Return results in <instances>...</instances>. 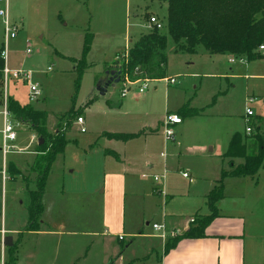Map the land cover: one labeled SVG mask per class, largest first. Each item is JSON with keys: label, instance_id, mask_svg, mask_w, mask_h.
Wrapping results in <instances>:
<instances>
[{"label": "rangeland", "instance_id": "374dc122", "mask_svg": "<svg viewBox=\"0 0 264 264\" xmlns=\"http://www.w3.org/2000/svg\"><path fill=\"white\" fill-rule=\"evenodd\" d=\"M153 15L163 21L166 19L167 5L164 1L9 0V19L17 27V36L9 41L8 65L11 69L31 70L32 81L39 83L42 90L40 98L31 103L28 95L29 82L11 77L9 96L22 103H30L38 110L46 111L49 118L47 122L52 124V127L47 128L51 135H55L58 130H64L69 125L67 118L70 110L75 114L71 129L66 135L69 140L67 154L65 158L64 155H58L57 161L53 163L54 176L44 198L46 212H42L41 221L44 217L52 216L53 221L56 220L55 225L62 224L64 230L78 232L98 230L101 220L100 188L95 189L98 190L97 192L92 191L90 185L92 181L88 179L89 175H93L90 165L86 163L81 165L78 161L81 153L84 152L86 141L96 136L102 128L116 127L121 121L133 131L147 121H151L152 124L161 121L165 118V105L168 100L170 105H185L184 110L188 111L190 107L197 109L199 114L193 116L192 122H188L190 120L184 117V123L176 128L177 141H182L180 147L174 146V142L165 150L162 126L159 137L153 140L154 153L159 157L155 160L156 172L161 167L158 164V160H162L161 152L174 156L172 165L175 163L177 165L179 160L184 167L194 164L200 168L199 172H202L207 166V158L215 157L222 148L226 149L235 133L241 134L242 145L252 153L259 152L262 144L264 145V51L261 50L259 51L263 57L260 59L253 61L244 59V63L237 60V63L230 64L229 58L225 57L226 54H211L205 52L202 47L194 54L176 53L170 40L166 64L161 71L149 70L146 75L149 78L147 90L144 92L133 90L127 97H122L123 83L119 82L115 87L109 86L105 95L100 94L97 89L99 83L108 79L107 72L110 69H116L125 63L129 56L127 46L131 45L130 40L134 41L151 30L149 18ZM4 27L3 17L0 16V46L5 43ZM87 33L93 34L94 38L87 55L88 67L78 80L77 63L81 59ZM29 48L30 53L27 52ZM49 67L51 70H48ZM164 78H175L176 83L170 84ZM2 79L0 127L4 124V116L1 113L4 95ZM251 99L253 100L250 101ZM107 105H141L142 107L135 110L130 118L117 114V123H106L109 116L104 114V107ZM248 106L255 112V116L251 117L249 122L252 127L250 134L246 133ZM178 113L181 114L180 111ZM82 116L86 118V132H81L82 127L78 126V118ZM10 119L19 131L15 142L18 149H31L32 132L23 129V125L16 121L13 115ZM180 129L181 133H179ZM257 135L263 138V143L256 138ZM3 146L4 137L2 141L0 135V147ZM50 147L51 144L48 143V148ZM215 147L214 151H210ZM3 157L1 151L0 167H3ZM6 157L8 165L11 161H15L23 167L29 166L28 155L25 153L11 151ZM172 165L171 168H174ZM38 166L40 165L32 166L21 176L7 177L8 181L17 179L24 189L16 198L13 197L10 181L7 185L0 183V230L5 228V223L8 227L7 223L10 221L21 230L12 237L11 247L4 245L5 237L1 238L0 231V264L3 252L7 261L11 250L18 257L20 255L19 264L29 262L27 252L36 239L28 238L25 228L29 221L30 194L39 182ZM69 167L78 169V175L75 173L78 180L67 173ZM61 171H65L67 175L65 182L60 179ZM174 172L180 173L177 181L182 186L181 194H184L189 179L182 178L181 171L174 170ZM162 173L163 171L159 174ZM151 180V183H155L154 179ZM99 183L100 180L97 181L98 186ZM93 185L96 186V181ZM197 203L193 192L190 196L185 193L183 196L173 198L171 206L167 207L168 214L175 212L178 216L170 215L173 220L169 221V228L163 231H157L153 227L154 223L165 222L160 201L157 210L147 214L146 219L137 217V210L142 213L140 206L136 210L133 208L131 210L129 206L128 222L134 226L138 223L140 228L145 230V234L160 235L167 232L166 241L172 240L178 235L172 233L173 227L180 230L186 220L199 216L200 212L197 214L195 210ZM23 235H25L24 240ZM65 237L79 240L81 246L86 249L92 248L91 251L93 250L94 253L101 251L96 243L93 244L91 236L68 234ZM162 241L160 237L145 236L135 239L128 237L124 242L117 244L121 251L125 250V257L133 259L131 264H157V258L161 255ZM50 244L51 242L48 246ZM22 245L24 247L21 249ZM150 245L154 248L150 249ZM131 252L133 256L130 255Z\"/></svg>", "mask_w": 264, "mask_h": 264}, {"label": "crops", "instance_id": "0c3cea01", "mask_svg": "<svg viewBox=\"0 0 264 264\" xmlns=\"http://www.w3.org/2000/svg\"><path fill=\"white\" fill-rule=\"evenodd\" d=\"M139 38L134 41L130 40L131 45L127 46V49L130 50ZM205 52L208 51L205 50ZM225 57L229 58L230 64H235L239 60V57L234 55H225ZM233 57L237 58L235 62H231ZM242 58L247 59L246 57ZM240 62L244 63L243 61ZM230 69L233 70V68ZM184 106L170 105V101L168 100L167 105H165L166 115L168 113L179 114L183 119L181 124L184 123L186 118L190 120L188 122H192L193 116H185L184 114L178 113ZM140 107L142 106L107 105L104 107V114L109 116L106 123H117V114H122L130 118L134 114V111L140 109ZM191 109L198 111L197 109ZM82 117L84 119L83 125L78 124V126L85 127L86 118L84 116ZM164 119L153 124L151 121H147L135 131L127 128L123 124L124 122L121 121L116 127L107 126L108 128H102L96 136L86 141V145L83 148L84 152L81 153L78 161H80L81 165L83 163L90 165V171L92 170L93 175H89L88 179L92 181L90 184L92 191L97 192L98 190L95 189L100 188L101 220L99 229L83 232L68 231L64 230L65 228L62 224L55 225L56 220L53 221L52 216L44 217L38 230L26 231L28 238L36 239V242L31 246L29 252H27L29 262L24 264H131L133 259L130 260V257H125V250L121 251L117 243L124 242L128 237L135 239L144 238L145 236L150 238L160 237L163 239L161 255L157 258V264H264V169H260L255 176H228L224 178V195L217 202L218 216L205 228L204 236L183 238L167 254L165 253L166 238L162 237L161 234H145V230H142L138 223L134 226L128 222L127 214L129 206L131 210L132 208L136 210L140 206L142 213L137 210V217H144L146 219L145 216L147 214L157 210L160 201L162 202L163 217L165 218L164 225H160H163L166 230L169 228V221L173 220L175 215L178 216L175 212H171L170 214L173 217L168 214L167 207L171 206L173 198L183 196L185 193L187 196H190L193 192L198 201L195 205V210L197 214L200 212L199 216L186 220L180 230L176 227L171 229L172 233H177L178 235L187 233L194 219L211 213L207 202L208 196L218 186L222 172L232 169L230 164L232 159L224 157L223 155L228 148L227 146L226 149L222 148L219 150L215 157L207 158V166L202 172H199L200 168L194 164L184 167L180 164L179 160L177 165L176 163L172 165L174 156L161 152L160 156L162 160H158V164L161 167L158 172L161 173L163 171V173L159 174L156 172L155 160L159 157L158 154L154 153L153 140L159 137ZM48 124L49 122H47V128L52 127V124ZM22 125L23 129L32 132L30 142L32 143V148L27 150L25 148L23 150L18 149V145L15 144L18 138L17 135L16 140L13 142L15 145V150L13 149V151L27 154V165L29 166L23 167L21 164L11 161L9 165L12 164L13 169L11 168L12 172H9L10 167L6 159L8 153H3V147H0V152L2 151V154H4L3 167H0V183L7 185L9 181L11 182L14 198L24 189L17 179L15 181L13 179L8 181L7 177L21 176L27 169L34 166L40 150L38 145L41 138L28 126ZM3 128L4 124L0 127L2 141ZM181 131L180 129L179 133ZM106 133L136 135L128 140H123L110 138L106 136ZM162 133L165 136L163 131ZM177 135L176 131V136L173 141L167 140L166 137L163 138L165 150L169 147L168 145L170 143L175 142L174 146L177 147L182 145V141H177ZM215 149L216 147L211 148L210 151H214ZM66 154L67 146L65 152L60 155H64L65 158ZM220 159H222V162H220ZM232 161L235 166L245 162L244 158L241 157L234 158ZM171 165L174 168H171ZM174 170L181 171L182 176L184 172L190 175V178L182 177L189 179V183L186 182V191L184 194H181L183 193V190L180 189L182 186L177 181L180 173L176 174ZM67 173L78 180L75 175V173L78 175L77 168L69 167ZM154 175L164 176L160 183H151ZM53 176L52 165L45 184L43 212H46L44 198L47 196ZM66 176L65 171L60 172V179L63 182L66 181ZM193 177L195 180H193ZM99 180L100 183L98 186L97 181ZM94 181H96V186L93 185ZM169 197L170 199H168ZM175 222H178V220H175ZM11 223V221L7 223L8 227H6L5 223V228L3 227L0 230L1 238L14 237L15 234L21 232L18 226ZM46 225L49 226L46 227ZM50 227L54 228L51 229ZM68 234L71 236L82 235L93 237V244L96 243L101 248V251L94 253L93 250L91 251L92 248L86 249L83 245L81 246L79 240H70L65 237ZM166 234L168 233L166 232ZM120 236H123V239H120ZM50 242L51 244L48 246ZM23 247L22 245L21 249ZM129 247L128 245L127 248L129 249ZM153 248L151 247L150 249ZM130 255L133 256V253L131 252ZM19 257L17 264L20 263Z\"/></svg>", "mask_w": 264, "mask_h": 264}, {"label": "trees", "instance_id": "16d2710c", "mask_svg": "<svg viewBox=\"0 0 264 264\" xmlns=\"http://www.w3.org/2000/svg\"><path fill=\"white\" fill-rule=\"evenodd\" d=\"M161 1L167 4L165 28L163 30L152 29L135 41L129 50L127 62L118 67L122 71V77L128 74L132 79H136L145 77L149 70L161 71L167 62L170 40L176 53L194 54L202 47L211 54L246 57L249 61L263 57L259 48L264 46V0ZM93 38L91 33L85 36L82 56L77 63L78 80L88 67L87 55L91 50ZM3 50L4 45L0 46V82L5 66V60L2 57ZM8 109L16 121L28 126L44 140V143L39 145V155L35 163V166L40 165L38 166L40 168L39 182L30 194L29 221L25 228V231L38 230L44 209L43 195L46 180L57 156L65 152L69 143L66 135L71 129L75 114L70 110L67 118L69 125L64 130L60 129L55 135H51L47 129L48 113L46 111L38 110L30 103L21 104L12 97H9ZM188 109L191 108L188 107ZM189 110L186 111L182 107L180 112L185 116H194L199 113L196 110ZM135 135L110 133L106 136L128 140ZM256 138L262 140L263 143L261 136L257 135ZM48 143L51 144L50 148H48ZM223 155L232 160L241 157L245 162L235 166L233 161H230L232 169L222 172L218 186L208 196L207 202L211 213L194 219L187 233L166 241V254L183 238L204 236L205 228L218 216L217 202L224 195V178L255 176L260 169H264V145L262 144L259 152L252 153L242 145L240 133L233 135ZM9 167V172H12V164ZM17 261L18 256L11 250L5 264H17Z\"/></svg>", "mask_w": 264, "mask_h": 264}, {"label": "built area", "instance_id": "2783aa9c", "mask_svg": "<svg viewBox=\"0 0 264 264\" xmlns=\"http://www.w3.org/2000/svg\"><path fill=\"white\" fill-rule=\"evenodd\" d=\"M0 16L3 17L4 20V31H5V43H4V50L2 51V57L5 60V66L2 71V77H3V85H4V95H3V102L2 106L3 109L1 113L4 116V128H3V137H4V146H3V152L8 153L13 151L12 148H15V145L13 142L17 138V128L14 125V122L11 121L10 116H12L11 112L8 109V101H9V81L10 78L14 79H23V81L29 82V101L35 102L37 101L41 94L42 90L39 83L33 82V72L31 70H25V69H11L8 67V46L9 41L17 36V27L13 25L10 22L9 19V0H0ZM149 26L152 29H158L163 30L165 28V21L160 20L157 16L153 15L149 18ZM259 50L264 51V46H260ZM28 53L31 52V49L29 48L27 50ZM237 57V56H236ZM236 57H233L231 59V62L236 61ZM239 61H243L244 59L242 57H239ZM127 62V59L126 61ZM48 70H51V67L48 68ZM166 82H169L170 84H175L176 79L175 78H164ZM123 83V88L121 95L122 97L127 96L129 93H131L133 90L135 92H144L148 88L149 78L148 77H139L136 79H132L128 74L125 76H121V81ZM139 85V86H138ZM136 86L138 88L136 89ZM251 99L250 101H252ZM255 116L254 110L248 106L246 108V120L248 121V125L246 126V133L250 134L252 132V127L249 125V122L251 120V117ZM183 121L182 117L179 114L175 113H168L165 116L164 122H163V128H164V135L167 140L173 141L176 136V127L181 124ZM84 119L83 117L78 118V123L83 124ZM82 132L86 131L85 127L81 128ZM164 176V175H163ZM163 176L160 175H154L153 179L156 183H160ZM183 176L186 178H190L189 173L184 172ZM161 192V190H160ZM153 227L157 231H163L165 230V227L163 225L154 223ZM4 234V231H3ZM162 237L166 238L167 234L166 232H163ZM120 239H123V236H120ZM1 264H5V257L3 254Z\"/></svg>", "mask_w": 264, "mask_h": 264}, {"label": "water", "instance_id": "95a60500", "mask_svg": "<svg viewBox=\"0 0 264 264\" xmlns=\"http://www.w3.org/2000/svg\"><path fill=\"white\" fill-rule=\"evenodd\" d=\"M121 74L122 71L119 70L118 68L116 69H110L107 72L108 79L106 81H102L99 83L97 89L100 91L101 95H105L109 86L115 87L120 81H121ZM44 140L41 138L39 140V145L43 144ZM4 245L7 247L13 246V239L12 237H7L4 240Z\"/></svg>", "mask_w": 264, "mask_h": 264}]
</instances>
